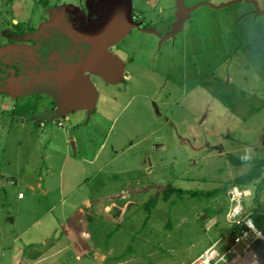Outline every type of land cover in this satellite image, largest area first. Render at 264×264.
Wrapping results in <instances>:
<instances>
[{
	"label": "rangeland",
	"instance_id": "rangeland-1",
	"mask_svg": "<svg viewBox=\"0 0 264 264\" xmlns=\"http://www.w3.org/2000/svg\"><path fill=\"white\" fill-rule=\"evenodd\" d=\"M50 2L45 9L30 0H0V84L12 90V72L20 77L38 70L42 81L55 70L43 81L56 85L42 100L16 91L0 96V263L13 247L16 230L9 219L17 216L20 228L60 229L68 220L74 233L87 231L82 252H65L61 264L190 263L232 231L229 193L205 195L250 171L252 165H235L228 156L264 159V0ZM29 20L35 34H50L48 42L34 41L39 37L33 32L15 36L12 23ZM56 20L60 29L47 28ZM65 31L81 39L76 43ZM97 56L106 65L121 63V74L84 78L78 63L91 70ZM33 78L26 85L39 87ZM84 88H91L86 100L79 96ZM65 100L89 105L72 108L70 122ZM49 109L43 130L34 121ZM74 118L83 120L82 133L98 137L89 157L105 145L100 173L56 155L65 148L58 125L72 132ZM67 149L75 155L71 142ZM47 153L64 170L48 186L40 180ZM25 183L53 192L45 198ZM168 184L198 195L168 202L161 196L148 220L146 203ZM126 192L133 200L127 211L121 217L107 213L114 199L125 205ZM20 193L25 200L19 201ZM98 196L104 198L95 211H87L85 197ZM250 202L253 212L264 213V191Z\"/></svg>",
	"mask_w": 264,
	"mask_h": 264
},
{
	"label": "crops",
	"instance_id": "crops-1",
	"mask_svg": "<svg viewBox=\"0 0 264 264\" xmlns=\"http://www.w3.org/2000/svg\"><path fill=\"white\" fill-rule=\"evenodd\" d=\"M46 9V8H45ZM50 10V9H48ZM55 10V9H54ZM54 14V13H53ZM42 16V15H41ZM56 18H54L55 20ZM58 20H56V22L48 24L47 28H58L61 26V24H57ZM18 23V22H16ZM34 28V32H36L37 27L36 26H32ZM46 28V29H47ZM46 30H44L43 32L41 31L39 34H35V37H39V38H34V41L39 42V43H43V42H48L49 38L51 37L50 34L46 35L45 32ZM79 32V31H78ZM65 35L70 36V38L74 41V42H79V40L81 39V35H77L74 37H72V33L69 35L68 32L65 31ZM74 36V35H73ZM117 36H121V35H117ZM80 38V39H79ZM35 43V42H34ZM36 48V47H35ZM37 51V48H36ZM37 52H40L39 50ZM73 53V52H72ZM104 51L101 52L100 56H103ZM106 54V53H104ZM3 55V54H2ZM92 57V56H91ZM105 57V56H104ZM92 59V58H91ZM82 60V57H81ZM96 64L91 67V70L88 69V65L86 62L80 61L78 64V66H80V69L82 71V76L84 78H87L91 72L92 74H100L101 76H103L104 78L107 79H113L116 76L120 75L122 72V65L121 63H119L118 61L112 59V62L110 65H106L104 63H100L99 61L101 60V57L97 56L96 57ZM55 72V70H50L44 73L43 77H42V81L39 80L40 77V73L41 71L38 70H34V72L29 73L28 75L26 74H21L20 77H16V74L12 72V79L10 80H14L13 78L15 77V84L12 85V90L10 88V86H5L4 84H0V88L3 89V93L7 94V93H13L14 91L17 92L18 96H21L20 93L22 94H26L29 95L30 98H33L34 95H38L37 98L39 100L43 99V96L41 95L44 92L47 93H55V84H51L49 82L45 83L43 80L46 77H50L52 76ZM91 74V75H92ZM30 75V76H29ZM93 76V75H92ZM127 78L130 77V75L128 73H126ZM35 77V80L38 81L39 83V87L37 86L35 88V86H33L31 83L26 85L25 80L26 79H30ZM20 78V79H19ZM97 78V77H96ZM34 79V78H33ZM51 79V78H48ZM94 80V79H93ZM41 83H44V85L41 87L40 85H42ZM32 85V86H30ZM5 86V87H4ZM1 89V90H2ZM0 90V91H1ZM88 90V88H87ZM91 91V88L90 90ZM88 91H86V89L84 88V90L82 91V93L79 95L81 97V99H87V93ZM2 92H0V96L1 94H3ZM66 102V112L68 113V115H66L65 120L66 121H73V117L71 116L70 113H74L76 112L74 109L75 106L77 107V110L79 109H85V107H87V105H89V103H79V104H75L73 101L71 100H65ZM52 109L51 111H53L54 113L59 112L60 110L58 109V106L56 105V102H52ZM50 106V105H49ZM51 108V107H50ZM79 108V109H78ZM9 108L7 106H2V110L3 111H7ZM49 114H52L49 111H44L43 114H39L38 119L34 121V123L39 125V128H42L43 130L46 129L47 126V122L46 119L43 118L44 116H49ZM84 116V115H83ZM78 118H74L75 122V126L77 127L76 130L72 131V132H68L65 131V125H63L62 123H59L58 127L60 129H62L63 134L62 137V141L64 142L65 148L62 150V152H56V155H58V157H61L64 160V163H66L68 160H74L73 158H75L74 161H76V163H80L85 165V166H92V167H98L96 168L97 173H100V171L103 170V168L99 169V166H96L98 161H99V157L101 156V153L104 150V144H100L99 148L97 150H95V153L93 154V156L89 157L88 152H90V149L93 148L92 145L96 146L94 144V138H98L97 136H87L84 133H82L80 131V125L82 124L83 120L78 121ZM83 119V118H82ZM91 119V118H90ZM87 120V119H86ZM84 120V121H86ZM99 121V120H97ZM101 121V120H100ZM50 128V126H49ZM49 134L51 137L53 135V133H51V131H49ZM55 136V135H54ZM53 139V137H52ZM55 139V137H54ZM70 142L72 143V145L74 146L75 149V155L72 156L71 153L69 152V150L67 149L68 146H70ZM51 156L47 153L44 155V161L45 166H46V174L45 177L44 176H40V180H42L44 183V181L46 182L45 184H47V186L51 183V181L56 179V176L60 175L62 176L63 174V168L59 166V168L56 165H53V162L55 161L54 158H50ZM73 157V158H72ZM80 159V160H79ZM62 160V161H63ZM49 162V164H48ZM83 171L85 172L86 169L85 167L83 168ZM96 173V174H97ZM3 178H5V176H2ZM95 177V176H94ZM94 179L93 177H89L87 179L88 182H91V180ZM61 182H59V189H60V193L61 196L64 194V187H65V180L62 179L61 177ZM1 184L2 186H4V182L3 179L1 180ZM7 184L9 185H17L16 182L14 181H9L7 182ZM28 184V189L31 192H40V194L45 197V198H50L53 190L51 188H49L48 190L43 189V184H38L36 187L33 184L30 183H25ZM132 193L134 191H131ZM254 192V191H253ZM255 192H254V196L252 198H248L244 201V208H245V212L247 214V216H249V218L251 219V215L253 214V210H252V206H251V200H253L255 198ZM104 197L99 198L96 197L95 201L93 199L89 200L88 197H85V199L83 200L84 205L87 208V211H90L91 213L95 211V204H97L100 200H103ZM119 197L118 200H120ZM110 199H113V197H110ZM25 200V196L23 195V193L19 194V201H23ZM115 200V199H114ZM112 201L113 203L111 205H109L108 207H106V212L113 214L114 212H118L119 217H121L123 215L124 212L127 211L128 207H130L133 203V200L131 198L130 192H126V195L123 196V200L126 201L125 205L123 206H117L116 205V201ZM21 210V209H20ZM19 210V213H20ZM121 210V211H120ZM18 213V214H19ZM11 222L13 223V226L16 230V232H14V238L12 239V243H13V247L11 248V252L8 254H3L2 258L4 260H6V262L4 263H0V264H61V259L62 256L64 255L65 252L67 251H75V252H82L81 249L83 247H85V243L83 239H89V235L87 233V231L81 229L79 230L77 233H74L70 222L68 220H65L63 225H60V229H51V230H37L34 231L33 227H25V224H23V228H20V221L22 219V217L17 216L16 218L14 217H10ZM216 219V218H214ZM233 225H231L229 227V230L233 229ZM114 230H118V228H115ZM77 235V236H75ZM1 247L4 248L3 243L1 244ZM3 250V249H1ZM79 256H77L78 258ZM104 258V257H102ZM64 259V258H63ZM79 260V259H78Z\"/></svg>",
	"mask_w": 264,
	"mask_h": 264
},
{
	"label": "built area",
	"instance_id": "built-area-1",
	"mask_svg": "<svg viewBox=\"0 0 264 264\" xmlns=\"http://www.w3.org/2000/svg\"><path fill=\"white\" fill-rule=\"evenodd\" d=\"M249 190L235 186L229 191V198L231 203L233 202L230 220H232L233 216H237L240 213L235 218L238 223H232L236 226H245L247 229L240 230L236 236L228 235L226 238L215 241L204 253L188 264H204L206 260H211L212 257L217 256L215 249L212 247L214 244L219 248L220 254L226 256L227 264H264V248L257 246L258 242L264 244V236L256 229L253 221L247 216L243 205L244 200L251 196ZM245 192H248V194ZM244 214H246L245 217ZM251 222L256 231L249 226ZM213 264H216V262L213 261Z\"/></svg>",
	"mask_w": 264,
	"mask_h": 264
},
{
	"label": "trees",
	"instance_id": "trees-1",
	"mask_svg": "<svg viewBox=\"0 0 264 264\" xmlns=\"http://www.w3.org/2000/svg\"><path fill=\"white\" fill-rule=\"evenodd\" d=\"M35 5H42L45 8H50L51 2L50 0H30ZM12 26L14 29H16L15 36H25L28 32L31 33L34 31V28L31 26L30 20L27 22H18L17 24H13ZM0 31H1V25H0ZM229 159L235 164V165H244V164H250L251 169L247 174L241 175L237 177L236 179L227 182L226 186L224 188H219L212 192H207L205 195L207 196H216L222 189H225L226 194L228 196L229 191L237 186L242 189H254L255 196L258 197L260 193L264 191V159L259 160H244L235 158L234 156H228ZM196 196L198 193H194L191 191H184L180 188L175 187L173 184H168L164 186L162 189H160L154 198L150 199L148 203L145 205V209L148 211V220L151 218L150 214L152 213V210L157 206L161 196L162 199L166 202L170 201L173 197H176L178 199L184 198V196ZM251 220L253 221L256 229L264 236V213L260 212H253L251 215ZM233 229H231V233L228 235L236 236L238 235L240 230L247 229L245 226H236L233 224ZM228 235H225L222 238H226ZM220 238V239H222ZM219 240V239H218ZM257 246L263 247L264 244L262 242H258Z\"/></svg>",
	"mask_w": 264,
	"mask_h": 264
},
{
	"label": "clouds",
	"instance_id": "clouds-1",
	"mask_svg": "<svg viewBox=\"0 0 264 264\" xmlns=\"http://www.w3.org/2000/svg\"><path fill=\"white\" fill-rule=\"evenodd\" d=\"M245 193L248 194V192H245ZM239 215H240V213L237 214V216H239ZM237 216H233L231 222H237L238 223V221L235 220V218ZM249 226H251L255 230L254 225H253L252 222H251V224ZM257 233H259V232L257 231ZM212 247L215 249V251L217 253V256L212 257L211 260H206L204 262V264H213V261H215L216 264H227V258H226L225 255H221L220 254L219 248L215 244ZM217 257H219V258H217Z\"/></svg>",
	"mask_w": 264,
	"mask_h": 264
},
{
	"label": "flooded vegetation",
	"instance_id": "flooded-vegetation-1",
	"mask_svg": "<svg viewBox=\"0 0 264 264\" xmlns=\"http://www.w3.org/2000/svg\"><path fill=\"white\" fill-rule=\"evenodd\" d=\"M140 30H141V31H145V32L147 31V29H146V30H145V29H140Z\"/></svg>",
	"mask_w": 264,
	"mask_h": 264
},
{
	"label": "water",
	"instance_id": "water-1",
	"mask_svg": "<svg viewBox=\"0 0 264 264\" xmlns=\"http://www.w3.org/2000/svg\"><path fill=\"white\" fill-rule=\"evenodd\" d=\"M2 91H3V89L0 92H2Z\"/></svg>",
	"mask_w": 264,
	"mask_h": 264
}]
</instances>
